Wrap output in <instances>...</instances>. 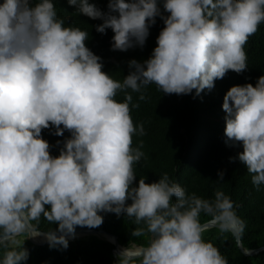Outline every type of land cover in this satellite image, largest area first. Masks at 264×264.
<instances>
[{"label": "clouds", "instance_id": "1", "mask_svg": "<svg viewBox=\"0 0 264 264\" xmlns=\"http://www.w3.org/2000/svg\"><path fill=\"white\" fill-rule=\"evenodd\" d=\"M160 3L109 0L105 13L89 0H68L79 14L103 21L98 33L112 30L113 51L143 47L149 27L163 20L151 57L131 60L121 82L86 46L88 32L65 26L52 0H0V246L17 243L29 221L43 217L58 225L44 233L49 246L66 250L77 227L98 228L100 213H123L144 223L151 240L138 255L123 250L118 264H228L203 238L199 217L214 214L223 231L242 228L229 197L189 196L167 174L133 186V165L144 155L133 136L144 129L133 122L131 93L155 84L163 94L199 96L229 70L245 71L244 46L264 23V0H162L166 16ZM119 91L124 102L115 99ZM222 108L227 141L242 145L238 160L255 186L264 185V76L255 86L231 87ZM50 126L56 136L71 134L57 157L41 136ZM28 258L22 246L4 252L0 264Z\"/></svg>", "mask_w": 264, "mask_h": 264}, {"label": "trees", "instance_id": "2", "mask_svg": "<svg viewBox=\"0 0 264 264\" xmlns=\"http://www.w3.org/2000/svg\"><path fill=\"white\" fill-rule=\"evenodd\" d=\"M36 2L38 0H32L33 4ZM52 2L58 17L64 19L65 26L80 27L88 32L86 46L101 58L103 71L121 82L129 74L128 65L131 60L143 63L151 57L157 46L159 33L164 27L163 20L157 17L156 23L149 27V36L143 47L137 45L124 52L113 51L112 30L107 29L105 34L96 31V27L103 23L102 20H92L79 14L76 7L68 4V0ZM108 2L109 0H89V3L95 4L105 13L108 11ZM160 6L163 13L162 0ZM244 50L247 54L246 70L239 74L229 70L223 79L214 82L213 89H205L199 96L196 95V90L188 95L163 94L155 84L142 88L140 93L128 90L133 97L130 104L133 122L137 126L142 124L144 129L143 135L137 133L133 136V148H139L144 154L133 165L136 175L133 186H138L141 178L151 184L167 174L189 196L194 194L215 202V194L222 192L233 202V210L243 223L242 228L237 226L241 248L237 246L230 230H221L218 221L217 226L202 229L203 238L220 250L228 264H264V250L253 255L243 253L264 248V185L255 186L252 174L238 160V153L243 151L242 145L233 146L232 141H227L224 134L227 114L222 108L224 96L231 87L248 83L255 86L258 78L264 76V23L248 38ZM141 94L145 96L144 100L139 99ZM125 95V92L119 91L115 99L124 102ZM136 104L139 107H134ZM55 131V127L50 126L41 133L42 138L48 141L53 157L59 155L64 147L63 142L71 135L65 130L63 136H56ZM221 172L224 174L222 180L218 175ZM127 204H131V200ZM100 215L104 218L100 227L76 228L93 230L95 233L69 240L66 250L59 245L50 247L49 244H34L26 238V231L22 234L25 238L18 237L17 243L10 244L8 248L0 246V262L4 252L13 248L19 250L23 246L29 252V258L23 264H118L121 252L117 250L119 254L113 253L114 245L105 239L102 232L114 235L122 248L129 249L131 245L144 248L149 244L151 234L147 232L144 223L137 225L134 218L123 213L119 216L115 213ZM214 219V214L202 212L199 222L203 225ZM29 224L42 233L58 227L43 217L29 221ZM138 228L145 229L142 235L134 234V230ZM35 242L47 241L41 234Z\"/></svg>", "mask_w": 264, "mask_h": 264}, {"label": "water", "instance_id": "3", "mask_svg": "<svg viewBox=\"0 0 264 264\" xmlns=\"http://www.w3.org/2000/svg\"><path fill=\"white\" fill-rule=\"evenodd\" d=\"M215 226H217V220H216V219H214V220H212V221H210V222H208V223H205V224L201 225L202 229H206V228H210V227H215ZM31 230L36 231V230H34V229L31 227V225L29 224V230L27 231V233L29 234ZM230 231H231V233L234 235V237H235V239H236L237 246H238L239 248H241V246H240V241H239V237H238V229H237V227L234 228V229H231ZM36 232H40V231H36ZM40 233H42V232H40ZM94 233H95V232H94L93 230H89V229H76L75 237H79V236L86 235V234H94ZM102 233L104 234L105 239H106L108 242H110L111 244L114 245L113 253L115 254V248L119 246L118 243H117L116 237H115L114 235H110V234H107V233H105V232H102ZM43 234H44V233H43ZM28 239H29L32 243H34V244H39V245H42V244H48L47 242H46V243H36V242L32 241V239H31L30 237H29ZM69 240H71V238H70ZM141 249H143V248H141ZM260 250H264V248L259 249V250H256V251H248V252H243V253H244L245 255H253V254L257 253V252L260 251ZM138 254H139V253H138ZM138 254H137V255H138Z\"/></svg>", "mask_w": 264, "mask_h": 264}, {"label": "bare ground", "instance_id": "4", "mask_svg": "<svg viewBox=\"0 0 264 264\" xmlns=\"http://www.w3.org/2000/svg\"><path fill=\"white\" fill-rule=\"evenodd\" d=\"M38 233H40V232H36V231H33V230H31L30 231V234H35V235H37ZM40 234H43V233H40ZM44 235V234H43ZM38 236V235H37ZM32 238V240L33 241H38V240H36L34 237H31ZM37 239H38V237H36ZM126 248H122V247H120V246H118V247H116L115 248V254H119V253H117V250L118 251H120V252H122L123 250H125ZM130 252H132V253H136V254H138L139 252H140V250H142L141 248H137V249H128Z\"/></svg>", "mask_w": 264, "mask_h": 264}, {"label": "rangeland", "instance_id": "5", "mask_svg": "<svg viewBox=\"0 0 264 264\" xmlns=\"http://www.w3.org/2000/svg\"><path fill=\"white\" fill-rule=\"evenodd\" d=\"M38 235V234H37ZM19 237H22V235L21 236H19ZM29 237V234L27 233V235H26V238H28ZM22 238H25V237H22ZM36 240H39V236H38V239L36 238V237H34ZM35 242V241H34ZM36 243H40V242H36ZM41 243H46V242H41ZM129 249H137V247L136 246H134V245H131V247L129 248Z\"/></svg>", "mask_w": 264, "mask_h": 264}]
</instances>
